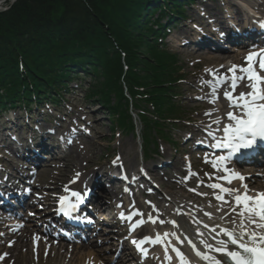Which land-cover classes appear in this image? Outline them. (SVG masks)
<instances>
[{
	"label": "trees",
	"instance_id": "16d2710c",
	"mask_svg": "<svg viewBox=\"0 0 264 264\" xmlns=\"http://www.w3.org/2000/svg\"><path fill=\"white\" fill-rule=\"evenodd\" d=\"M192 1L17 0L0 12V111L58 106L72 82L90 79L86 98L109 112L114 131L136 133V114L148 149L153 134L172 140L184 62L152 19L163 8L182 17Z\"/></svg>",
	"mask_w": 264,
	"mask_h": 264
},
{
	"label": "rangeland",
	"instance_id": "374dc122",
	"mask_svg": "<svg viewBox=\"0 0 264 264\" xmlns=\"http://www.w3.org/2000/svg\"><path fill=\"white\" fill-rule=\"evenodd\" d=\"M16 1L17 0L8 1L3 9L8 10ZM230 1L233 3L232 0H198L195 8L200 12L204 11L208 16H212L214 19L211 18V23L217 26H219V24L216 23V20L222 16L224 8H228L229 14L240 22L242 17L240 16L241 14H239V8L232 5ZM249 1L255 4L263 2V0ZM184 5L185 8L183 9V13L188 21L184 23L178 21V28L171 32L165 42L169 47L177 49L181 53V59L185 62L184 72L186 73L187 80L181 84L180 93L182 98L180 100L183 102L184 112L188 115H185V121L176 126V129L173 131V141L171 143L153 135L157 143L155 150L158 154L152 152L145 165L149 170H151L150 167H156L158 170H151V174L159 189V191L155 192V196H160L158 194L161 192L173 200L174 195L178 194L185 201L193 205L223 207L224 204L218 205L219 203H217L215 199L212 200L211 196L213 192L208 189V185L220 179V176H217L216 172L222 169L220 167L221 165L214 168L211 162L215 161V159L205 157V155H207L205 153H214L210 150L204 151L198 149L196 146L207 141L206 138L208 136L206 132L214 134L210 131L209 125L203 124L199 120V118L207 116L208 113L217 109V103L211 102L214 97V86L212 83L215 79L213 73H215L216 76L224 77L227 73L222 74L219 68L226 65L230 66V64H217L218 62L215 63L208 58L215 53L196 50V46L188 44L189 39H192L194 34V40L199 34H196L198 31H194L193 29L197 23L192 22L193 19L197 18V15L188 5ZM222 54L236 56L234 48H231L228 43L223 44V53H221V55ZM216 55L217 54H215V56ZM82 83L73 82L70 85L71 91H69V94H65L66 102L61 104V100H59L61 105L58 107L54 106L49 109L43 108L37 110V104L33 102L30 108L29 106L25 107V109H23L24 107L21 109H19V107H14L15 109L12 110L13 112L11 111V114L7 112L11 106L6 109L7 111L4 109L0 111V168L6 167L9 172L17 176L16 184L19 185L20 189L33 193V195H28V197L32 198L33 207L22 210L21 215H19L20 221H23L20 224L23 226V231H25L26 228L25 220L28 219L42 230L47 229L49 231L58 232L55 226L50 227L45 225L46 223L43 221V217L54 213L57 208L56 204L58 203L57 199L59 193H63L65 187L73 182L77 184L78 188L84 187L87 181V175L93 173V171L99 173L102 170V166L110 164L111 159H109V157L111 155L117 156L118 159L116 161L127 163L129 169L136 170L143 165L141 151V145L143 143H141L139 137L132 134L127 135L120 130L114 131L112 129L109 112L96 104L95 101H90L86 98L88 89L91 86V80L87 79ZM221 91L222 88H216L217 95H220ZM34 98L35 97L32 98L33 101ZM204 101H207L209 106L198 107L203 104ZM3 111L6 112L2 115ZM26 114H30L33 118L38 116V119L41 121L40 128L47 127L52 129L55 134L65 135L66 133H71L77 137L73 147L65 154L69 155L68 159H64L73 163L75 162L77 165L76 174H80L78 178L76 174L70 175L64 172V166L66 165L64 159L53 158L45 163L43 162L42 166L37 169L14 155L13 149L8 146L10 141H12V143L14 141L11 139L10 135L5 136L8 131L6 128L11 125L8 123V120L14 118L13 120H15V122L13 125H16L14 127L16 130L14 133L18 137L23 130L19 127L20 124L25 127V130H31L30 126H28L25 121ZM44 120H47V122ZM51 120H54L52 124H50ZM142 133L143 130L141 129V135H143ZM6 139H10L9 142ZM131 144L134 146L131 147ZM176 159L179 161V167H171L172 161ZM244 168L246 167H242L241 169ZM263 168L264 166L262 169ZM181 170H185L187 176H183L185 174H181ZM231 170H233V168ZM164 172H168V174L177 177L178 181L182 180L184 182H187L188 176H191L194 184H184L182 188L176 191L169 190L161 181V174ZM198 175L201 177L200 179L197 178ZM65 176L67 177L65 178ZM64 178L67 182L61 185ZM260 179L264 181L262 176ZM144 185L145 183H139V187ZM198 185H200V188ZM146 192H148V190H146ZM157 198L159 199V197ZM157 198L146 195L136 198L135 200L164 206V203L158 201ZM108 208L110 213L118 217V212L114 207L109 206ZM102 215H104V221L106 222L102 226H99L101 230L100 234L93 233L89 242L97 244L96 249L101 251L102 255L100 257L102 258L99 259L100 264H115L114 262L118 253L121 251V245L126 241V236L123 235V232L117 226L116 220L112 221L108 219V213L106 212H102ZM0 218L4 222V225L0 226V245L2 246L0 248V264H16L13 260L6 261V263L4 262V258L10 251V242L13 243L15 239L12 238L10 241L6 232L16 227H10V225H8L11 223L9 221L10 217L2 210H0ZM21 226L20 228H22ZM18 232L19 230L16 231V233ZM124 232L127 233V229ZM67 233L73 232L69 231ZM38 238H43L42 240L44 242L43 247L39 249L30 243L31 238H29L27 243L25 241L23 245L16 242L17 244L15 247H20L19 251L17 248L13 249V254L19 259L17 264H67L71 254L58 250L57 247H53V245L56 244L59 247L67 245L75 247L80 246L74 239L67 242H61L59 240L53 242L50 237ZM89 242L82 243L81 245L88 244ZM119 242H121V245L116 248ZM84 264L94 263L85 259ZM127 264H137V262L132 260Z\"/></svg>",
	"mask_w": 264,
	"mask_h": 264
},
{
	"label": "bare ground",
	"instance_id": "6f19581e",
	"mask_svg": "<svg viewBox=\"0 0 264 264\" xmlns=\"http://www.w3.org/2000/svg\"><path fill=\"white\" fill-rule=\"evenodd\" d=\"M12 0H0V12H5L6 9L4 8V5ZM242 4L244 6H247L249 10L252 11H257L264 9V0L261 3H257L255 5H251L248 1L243 0ZM254 7H251V6ZM8 8V7H7ZM5 10V11H4ZM238 50H234L236 52V56H230L226 54H215L210 57H208L210 60L214 61L217 64H224V63H229L231 66L233 64L235 65H241L244 63L245 59L244 57H240L241 54H246L249 53L252 49H247L246 47L244 48H238ZM221 48L215 49V53H219ZM257 50V49H256ZM231 66H224L220 67L219 70L221 73H230L228 71ZM245 82H241V85L237 87L234 95H238L241 91H249V89L245 88L244 86ZM213 86L218 87L219 85L217 84L216 80L213 81ZM228 88V85H224L222 89V93L220 94L219 98L217 99V109L211 112V115L203 116L199 118V120L203 124L210 125L211 127H215L220 124H228L229 121L227 119V113L229 111H239L238 109H233L230 107V101H228L224 97V91ZM208 91V89H207ZM209 104L207 101H204L203 104L199 105L198 107H208ZM220 120V124L215 123L216 120ZM225 126V125H224ZM131 147L134 145L131 144ZM126 147V145H125ZM213 149L219 151L221 153V156L227 155L226 149H218L215 146H213ZM264 156V155H263ZM69 155H66L65 158L68 159ZM67 159H64L66 161V165L64 166L65 168V173L70 174V175H75L76 170H77V165L75 162H70ZM225 162L222 164L224 165ZM127 165V163L125 164ZM171 167L178 168L179 167V161L173 160ZM225 168L229 169L230 166L226 165L224 166L223 170L218 171V173L223 176V179H220L218 183L225 188H231V189H240L241 192L244 191L242 185L246 184L249 189V194L250 195H255L258 192H264V181L259 179L258 174H254L255 170L252 168L246 167L244 169H241L242 167L237 168L236 170L234 169L233 171H225ZM151 170L153 171H158L156 167H150ZM181 174H185V170H181ZM235 175H243L245 177L244 181H240L239 179L234 178ZM264 176V171L263 174ZM261 175V176H262ZM67 176H65L66 178ZM64 180L62 181L61 185L65 184L67 181ZM231 178L232 182L228 183L227 180ZM161 181L162 184L166 186L167 189L176 191L177 189H180L184 186L183 181H178L177 177H174L168 172H164L161 174ZM89 180V179H88ZM88 180L86 182H88ZM72 185L69 190L62 194L63 196H69L71 195V192L74 190ZM157 190H153V192L150 194V196H153L154 198L159 197L158 201L165 203L166 208H170L171 212L167 213V215L164 213V210L162 209L161 205H155V204H147V203H142L143 207L148 206V210H153V215L151 216L152 219L156 221V223H151V220L149 219L150 215L146 216L145 221L148 224L149 231L151 232L153 230H157V233L161 237V243H157L155 247H153L152 254L154 255L153 260L150 261L147 264H181L180 256L177 255L175 251H173L174 248L179 249L181 253L184 254L185 258L187 261L190 262V264H209V261L201 259L196 255L197 251H201L204 254L207 255H214L218 256V253L215 252H210L208 248L205 247L204 243H201V241H205L207 244L210 245H215L216 240H219L221 238L226 239V237L223 236V229H229L233 230L236 228V225L231 223L233 219L237 220V223H239V217H237V212H239L241 209L237 208L236 212L232 211V208L235 207L233 195L225 194L219 192V189H214V192H216L215 196L217 194L223 195L224 199L226 201H229L231 203H224L223 207H219V211L217 212L216 208H208V207H199V206H194L188 203L185 205L183 203V198H181L178 194L174 195L173 200L169 199V197L163 193H159L158 195L160 196H155V192ZM133 194H131L132 197ZM139 194L136 192L134 194V197H138ZM114 198V197H110ZM214 198V197H213ZM212 198V200H213ZM223 203L222 201H220ZM134 203H137L136 201H130L128 202L127 206H132ZM160 206V207H159ZM223 209L222 211L220 209ZM211 209V210H209ZM107 211V209H105ZM175 212L174 214H172ZM209 212L212 213V218L209 219L208 216H206L204 213ZM177 215V216H176ZM111 219H115L114 215L110 214L109 215ZM130 216V214L128 215ZM156 218H155V217ZM179 216L181 218L188 216V220L182 221L180 220ZM21 220V219H20ZM177 221L179 227H174L170 221ZM11 223L8 224L10 227H16L12 228L11 230H8L6 234L8 235V239L11 241L12 238H15L13 240V243L10 242V251L4 258V262L13 260L14 263H18V257H15L13 254V249L17 248L15 245L18 244H24L25 241L26 243L28 242L29 238L30 243L33 244L34 247L37 249L43 247V240L41 241L36 239L37 235L45 236L44 232L42 229H40L37 225L31 223L28 219L25 220L26 222V228L25 231H23V227L20 228V224L23 221L17 220V217H12L9 220ZM84 221V220H83ZM163 221L164 223H161ZM156 224L160 227L161 224H163V227L157 228ZM207 224L209 227L205 228L204 225ZM4 225V222L0 218V226ZM25 227V226H24ZM215 227L216 232H212L211 229ZM8 228V227H7ZM16 233V231H18ZM100 234V230L97 229V231ZM167 232L169 235L167 237H164V233ZM200 233H203V235H200ZM31 235V236H30ZM59 237H63L60 236ZM179 237V239H177ZM213 237L216 239L214 240ZM53 241H56V238L54 236H51ZM191 241L192 244H195L196 247L195 249L192 247V244H189L188 241ZM15 242V243H14ZM17 242V243H16ZM124 245V244H122ZM18 246V245H17ZM2 246L0 245V248ZM53 247H57L58 250H61L63 252H67L71 254L70 260L67 264H84V260H90L91 263L93 262L94 264H100V260L102 257L101 251L97 250V244L89 242L88 244L85 245H80L78 247L75 246H61L59 247L58 245L54 244ZM20 247L17 248L19 251ZM167 249V251H166ZM135 253L130 252L128 254L126 251L121 252V256L117 258L116 263L118 264H127L128 261H131L133 257H135Z\"/></svg>",
	"mask_w": 264,
	"mask_h": 264
},
{
	"label": "snow or ice",
	"instance_id": "6c2138e0",
	"mask_svg": "<svg viewBox=\"0 0 264 264\" xmlns=\"http://www.w3.org/2000/svg\"><path fill=\"white\" fill-rule=\"evenodd\" d=\"M259 23L260 27L264 28V21ZM228 71L232 73L230 78L227 76L219 77L213 73L214 79L221 87L225 84L228 85V88L224 91V97L230 101L231 108L239 111H229L227 113L229 123L222 128V137L213 136V139L216 140V148L229 150L228 157L218 156L215 161L211 162L214 168L223 164L226 159H231L234 154L253 148L258 140L264 141V47H261L258 51H249L246 57V65L233 64ZM241 82H245L244 86L249 91H241L238 95H234ZM213 96L214 99L211 102L215 103L216 99L219 98L215 87H213ZM208 115H211V113H208ZM215 123L220 124L221 122L218 119ZM209 134L211 135V133ZM225 171L231 170L225 168ZM76 175L78 178L80 174L77 173ZM220 178L223 179V177ZM234 178L240 181L245 180L243 175H235ZM227 182L231 183V178ZM208 187L219 189L221 193L233 195L235 207L232 208V211L236 212L237 208L241 209L237 212L239 223L236 219H233L231 223L235 224L236 228L233 230L223 229V236L226 239L216 240L215 245L201 241L210 252L218 253L219 257L210 256L201 251H197L196 255L209 261V264H264V192L250 195L246 184L242 185L243 192L240 189L225 188L219 184H210ZM71 197L75 198L76 203H72L69 196L60 197V210L65 215H68L69 211H75L77 206L83 203L84 200L80 192H71ZM215 198L223 203H231L226 201L223 195L217 194ZM204 214L209 219L212 218V213L205 212ZM121 215L123 216V214ZM137 215L140 214L137 213ZM128 219H131V217H128ZM149 219L151 223H156L151 217ZM143 223L144 221H140L134 225L132 230L135 231V228ZM161 223L164 222L161 221ZM170 223L174 227H179L175 220L170 221ZM204 227L208 228L209 226L205 224ZM211 231L216 232V228L213 227ZM163 235L167 237L169 233L165 232ZM200 235H203V233H200ZM213 239L216 238L213 237ZM147 242L161 243V237L157 234L154 241L150 237L131 241L145 256H147V252L144 250L143 245ZM188 242L192 244L190 240ZM192 247L195 249L196 245L192 244ZM173 251L180 256L181 264H190L179 249L174 248Z\"/></svg>",
	"mask_w": 264,
	"mask_h": 264
}]
</instances>
